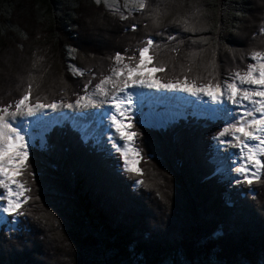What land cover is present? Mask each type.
Instances as JSON below:
<instances>
[{"label":"trees","instance_id":"trees-1","mask_svg":"<svg viewBox=\"0 0 264 264\" xmlns=\"http://www.w3.org/2000/svg\"><path fill=\"white\" fill-rule=\"evenodd\" d=\"M144 4L121 18L93 0H0V108L14 111L29 85L31 104L71 105L148 40L145 67L161 84L222 85L264 51V0ZM222 126L132 121L140 173L68 124L33 139L19 177L28 199L0 229V264H264V167L226 200L209 163Z\"/></svg>","mask_w":264,"mask_h":264},{"label":"snow or ice","instance_id":"snow-or-ice-1","mask_svg":"<svg viewBox=\"0 0 264 264\" xmlns=\"http://www.w3.org/2000/svg\"><path fill=\"white\" fill-rule=\"evenodd\" d=\"M99 2V0H97ZM129 0H125L127 5ZM107 3V0H106ZM140 9L145 7L144 0H138ZM121 18H124L123 16ZM264 33V28L261 29ZM152 41L148 40L147 45H151ZM142 47L138 49L139 60L134 61L133 57H128L129 63H123L124 57L117 53L114 57L116 66L110 69V75L105 76L95 85V92L90 97H82L76 101L77 107H98L101 103L112 104L115 109L110 116L111 127H113L120 138L129 141L135 132H128L123 123V119L127 112V107H124L125 101L121 99L117 93H124L125 89L130 85H140L147 88H165L179 89L183 92H188L193 96L203 94L207 96L213 103L224 105L225 101L241 109L238 114L232 115V110L224 109L227 120L224 127L218 132V137L229 136V140H220L222 144H228L231 147L239 148L240 164L234 168V171L242 177V180H237V183L247 182L251 184L252 178L249 176L248 165L251 164L256 168V172L252 173V177L259 179L257 173L260 168L264 167V161L258 159L259 156H264V51H252L250 59L253 62L247 64L245 70L236 71L230 81L224 82L223 85L213 83L211 80L208 83L199 85L188 84L187 80L183 83L177 81L159 83L150 81L147 77L141 75L142 67L145 66V53L149 48ZM150 59V57H149ZM156 70V69H154ZM163 70V69H159ZM122 78V79H121ZM107 85H111L108 88ZM87 87V86H85ZM26 92L15 103V110L9 111L11 106L0 108V188L5 189V194H0V200H6L7 204L3 207L6 213H17L20 208L21 196L29 191L20 181L16 179L22 174V168L27 167L25 161L28 158V145L25 142V135L22 134L26 130L21 125H15L14 121L17 116L32 117L38 111L44 109L55 110L56 103H29V93ZM94 96L103 97V100L97 101L92 98ZM87 100L86 104H81V100ZM129 102L131 97H128ZM72 107V105H65ZM259 114V115H257ZM22 124V122H21ZM251 141L257 143L252 144ZM116 150L120 152L124 160V168L131 173H140V169L136 167L139 162V152L136 149L129 148L125 143L123 147L114 145ZM132 153V159H129V153ZM140 183V181H137ZM15 185V191L13 190ZM15 197V199H13ZM28 197L24 196V200ZM22 213H17L20 215Z\"/></svg>","mask_w":264,"mask_h":264},{"label":"rangeland","instance_id":"rangeland-1","mask_svg":"<svg viewBox=\"0 0 264 264\" xmlns=\"http://www.w3.org/2000/svg\"><path fill=\"white\" fill-rule=\"evenodd\" d=\"M93 1L96 4L104 7L109 13H114V14H117V15H122L124 17H126L127 15L133 14L135 11L141 10L139 8V6H138V0H129V2H128L127 5L125 4V0H107V3H106V0H99V2H97V0H93ZM144 59H145V66H148L150 64V59L148 58L147 53H145ZM123 63H126L125 60L123 61ZM114 66H116V65H114ZM145 66L142 67V73H141V75L144 76V77H147L152 82H157L156 81V77H155V73L157 71L154 70V68H150L149 69V68H146ZM72 72L78 73L77 71H72ZM106 76H108V75H106ZM104 77H102V78H99L98 77L99 78L98 79L96 75L93 76V83H89V88L88 89H85L83 91L85 95L82 96V97L87 98V97L92 96V94L95 92V85L97 83H99L100 80L103 79ZM232 78L233 77H230V80ZM97 80H99V81L96 82V83H94V81H97ZM108 86L109 85H107V87ZM135 86L136 85H130L128 88H134ZM147 89H150L151 92L152 91L155 92L158 96H163L161 98H168V97L171 98L172 96H174L177 101L182 102L183 103V106H186L190 110H193V109L196 108L195 107L196 106L195 105L196 103L202 101V99L208 98L207 96H204L203 94H200V95H197V96H193L190 93L180 91L179 89H165V88H155V87H153V88H147ZM117 95H119V93H117ZM82 97H80V98L78 97L77 100L81 99ZM92 98L96 99L97 101H101V100H98V97L97 96H94ZM76 101L73 102V104H71L72 107H70V108L69 107H65V105H62V104L61 105L60 104H57V108L55 110L46 108L43 111H38L32 117H20V116H17L16 119H15V121H14V126L15 125H21L22 128H26L27 125H30V121L33 118H35L38 114H42V115H44L46 117L47 120H50L49 122H46L47 123L46 124L47 126H51L53 124L54 125L55 124L63 125V124H66L68 122H74L76 120L74 118L79 114V111H77V110H80L81 111L82 109L85 110L87 108V111L90 112V111H93L94 110L93 108H95V107H92L91 105H89L87 107H83V106L77 107L76 106ZM86 103H87V100L86 99L81 100V104L82 105L83 104H86ZM101 104H99V106H101ZM102 105L105 106L106 104L103 103ZM73 107H74V109H73ZM76 107H77V109L75 110ZM225 108H227L229 110L232 109V111H234L235 113H238L241 110V109H238V108L236 109L234 105H232L231 103H229L227 101H225L224 105L221 107V109H223V111H224ZM182 111L184 112V109H182ZM143 114L144 113H142L141 111H139V115H141V117H142V121L140 120V118L138 119L140 121L139 123L141 125L148 126V127H154V128L165 127L170 122V120L173 121L175 119H178L179 117H181V118L186 117V114L183 113L180 116L172 115L171 118L169 119L168 118L169 117V112H167V111L157 112L156 113L157 121H155L156 122L155 123L153 121L154 119H152V121L146 120L145 117L143 116ZM196 114L198 116H200V117H203L202 112H196ZM143 118L146 121L143 120ZM131 119H132L131 116H126L125 120H123L124 121L123 123L126 126H129V128L131 126V122L129 120H131ZM219 120L222 122V125H223L222 128H223L224 125H225V121L227 120V117L225 116V113L220 116V119ZM21 122H22V124H21ZM47 126H45V128L44 127H41V129H37L33 134H31L30 136H28L27 138H25L26 144L29 146V144L35 138H41L42 139L43 134L47 130H49L48 128H46ZM129 132H130V130H129ZM108 133H109V131L106 132L104 129H101V131L99 133L101 135H99V134H95L94 135L95 138H97L96 146L98 147V150L101 151V152H104L105 153L104 156H106V158L112 157V156H115V155H120V152L116 150V147H114V145L123 147V145L127 142L125 140L120 139L118 142L112 143L113 141L111 139H109V138H108V141H106V137H107L106 135H108ZM99 136L102 138V141H100V139L98 138ZM83 138L88 141V138H86L84 136H83ZM222 139L223 140H229V139H231V137H229V136H225V137H218V136H216V137H214L212 139L213 143H212V145L210 147L211 157H210L209 163L214 165V168H215L214 173L217 175L216 176L214 174V176H216V177L219 178V183L223 187H224V184H227V185H229V184L230 185L239 184L236 181L237 180H242V179L240 178L239 174L234 171V167L232 166L233 165V162H234V157L237 154V147H231L230 146L227 149V145L228 144H222V143H220V140H222ZM133 142H134V137H132V144H133ZM41 144L42 145L44 144V140H41ZM131 148L136 149L135 146H134V144H133V146H131ZM222 152H225L224 154H226L227 156H228V153H229V156H230L229 157L228 168L226 169L227 171H225V169H222V167L220 166V163H219V153H222ZM129 159H132V153H130ZM223 159H225V158H223ZM119 165L122 166V169L124 171H126L125 168H124V160L121 157V155H120V164ZM126 172H128V171H126ZM232 173L233 174L235 173V174L233 176H231ZM19 176L16 177L17 180H18ZM230 177H231V179H230ZM254 179H256V178H254ZM13 190H14V188H13ZM228 191L230 192V190H228ZM0 194H5V189L0 188ZM251 196H253V195H251ZM227 198L229 199V197H227ZM0 201H2L1 202L2 204L5 203V200H0ZM21 201H22L21 203H23V197H22ZM2 207H3V205H0V211H2ZM3 215L0 214V217L1 218H4ZM15 222H17V220H14V223Z\"/></svg>","mask_w":264,"mask_h":264},{"label":"bare ground","instance_id":"bare-ground-1","mask_svg":"<svg viewBox=\"0 0 264 264\" xmlns=\"http://www.w3.org/2000/svg\"><path fill=\"white\" fill-rule=\"evenodd\" d=\"M108 88H111V85H109L108 86ZM127 89V88H126ZM139 92H141V94H144L145 92H148V96H153V99L151 100V101H154L155 102V105H157V106H159L160 108H162V105L161 104H166V101H160V102H157L156 100L158 99H160V100H165V98H157L156 97V95H152L151 94V92H149V91H147V88H145V89H140L139 90ZM139 94V93H138ZM141 94H140V96H141ZM98 97V100H102L103 99V97H100V96H97ZM163 97V96H162ZM166 97V96H165ZM203 100V99H202ZM203 101H205V100H203ZM161 103V104H160ZM202 101L201 102H199V104L200 105H202ZM213 102L212 101H207V102H205V106H206V108H210L209 106L210 105H213L212 104ZM103 104V103H102ZM101 104V106H98V107H95L96 109H101V108H103V107H106V108H108V109H110V114L111 113H113V109L109 106V102L108 103H105L106 105L105 106H103ZM166 105H168V103L166 104ZM95 108H93L94 110H95ZM158 108V107H157ZM235 108H236V106H235ZM73 109H74V107H73ZM77 109V107L75 108V110ZM237 109V108H236ZM208 110H211V109H208ZM77 111H79V110H77ZM85 112H87L86 114L88 115L87 117H86V119L87 120H90V122H88V123H90L91 124V126H93V129H98V128H100V127H98L97 125H96V120L94 119V117H93V115H92V112L90 111H87V108L84 110ZM236 114H238V113H235V115ZM101 118H103V119H107L108 118V115H101L100 116ZM152 119H154L153 117H152ZM95 120V121H94ZM111 120V119H110ZM50 120H47V119H44V122L46 123V122H49ZM92 121H93V123H92ZM154 122L156 121L155 119L153 120ZM52 122V121H51ZM38 122L37 121H34L33 119L30 121V124L31 125H34V124H37ZM96 133H98V130H96ZM23 134V133H22ZM90 136H92V134L90 133L89 134ZM256 141H251L250 143H252V144H254ZM128 145H130V143L129 142H126ZM230 147V145H227V149ZM231 151V150H230ZM225 152H222V153H219V163H220V166L222 167V169H225V171H227L226 169L228 168V164H229V153H228V156L226 155V154H224ZM225 155V156H224ZM129 156H130V154H129ZM217 158V157H216ZM215 158V159H216ZM223 158H225V159H223ZM255 173L256 171L255 170H253L252 168L250 169L249 168V173ZM235 174V173H234ZM233 173L231 174V176H233L234 175ZM230 179H231V177H230ZM15 190V189H14ZM13 199H14V197H13ZM4 215V218H1L0 217V223L1 222H3V220L5 219V217H6V215H8L9 213H6V212H4L3 213Z\"/></svg>","mask_w":264,"mask_h":264},{"label":"built area","instance_id":"built-area-1","mask_svg":"<svg viewBox=\"0 0 264 264\" xmlns=\"http://www.w3.org/2000/svg\"><path fill=\"white\" fill-rule=\"evenodd\" d=\"M239 176H240V174H239ZM240 178L242 179V177L240 176ZM225 185V187H226V191H227V196H226V200H230V196H229V191L228 190H231V188L234 186V184L233 185H227V184H224ZM248 194H250V195H254V193H253V191L252 190H250L249 191V193ZM227 197H229V199L227 198Z\"/></svg>","mask_w":264,"mask_h":264}]
</instances>
